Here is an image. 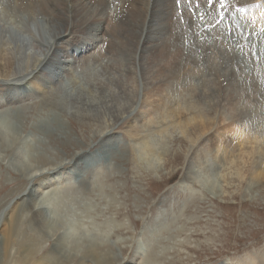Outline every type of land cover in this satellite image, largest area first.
Returning a JSON list of instances; mask_svg holds the SVG:
<instances>
[{
    "label": "rangeland",
    "instance_id": "374dc122",
    "mask_svg": "<svg viewBox=\"0 0 264 264\" xmlns=\"http://www.w3.org/2000/svg\"><path fill=\"white\" fill-rule=\"evenodd\" d=\"M70 1L69 5L66 6V11L68 9H73L72 0ZM82 1H85V3L87 2L89 5L92 3L91 5H95V8L100 7L104 9L103 7L105 6V4H95V0ZM122 3L123 4L118 10L121 17H119L120 19L117 23V27L121 26L118 29L122 32H120V36L115 37L120 39L118 41L127 42V45H125V43L121 44V49L123 50H121L119 54L113 53L111 46L113 45L112 41L114 40V36L110 35L108 36L111 38L105 36V43L103 44V40H101L97 48L95 47V49H93L91 45L93 50L101 51L102 56L99 58V61L102 63H98V66L101 68L105 66V64L109 66L111 64L110 61H112L117 54L113 62L122 64L120 60L121 57L123 59H130V54L126 55L131 52V50H129L132 46L130 35H132L134 39H137L139 37L137 35L140 33L139 30L142 28H140V26L142 25L144 27V29L142 28L144 30L143 39L149 31L155 0H137L129 5V7L126 6L124 0H122ZM137 6H139V8ZM193 9L192 7L191 10ZM254 10L263 13L264 2H261L260 5L251 7L246 15L242 12L236 14L234 13L236 12L235 10L231 11V13H234L233 16L235 20L241 24L238 28H242V30L240 32L241 34L238 33L233 35L232 30L229 29L230 34H228L229 32H227V34L230 43L232 42V44L236 45L242 42L244 40L243 35L251 37L250 35L253 33L251 32V27H256V30L258 28H264V18L261 19L262 23L260 25L256 18L258 16L255 17V13L252 12ZM61 12H63L62 15L65 14L64 10H61ZM178 12L182 14L183 10L179 9ZM136 14H139L138 17ZM69 15L71 17L69 21L73 22V14L70 12ZM24 17L27 21L30 18L32 22H35V24H33L34 26L32 25L33 27L29 24V28H33L36 32H38L39 24L44 26V30L47 31L48 36L56 30L46 23L48 21H46L42 15H25ZM109 17L110 16L103 22L105 28L107 20L109 21ZM135 18L137 19L135 20ZM58 19L56 21L54 19L57 25L65 22L64 19H60V21H58ZM20 24L21 23L17 25L19 26ZM133 24L138 25V27L136 26L137 28H135V30H137L134 33L135 35L133 34ZM129 25L131 26L129 27ZM124 26L127 28L122 29ZM221 26L224 27L223 25ZM60 28L63 29V27ZM8 30H10V32ZM7 32H9L6 34V36H8L7 40L10 41L11 39L12 42V37L20 35L17 36V38H20L21 43L24 42V44H26L27 48L25 54H27V56L29 55L31 60L39 56L33 53L34 50L39 53V49H34V47L30 46L32 44V36L30 33L28 34L23 31L18 33L17 28L11 29L10 27H8ZM14 32L15 35H13ZM201 32H203V30H201L200 33ZM73 34H69V36H67L68 38H65L63 43L65 48L59 50L60 54H65V56L70 55V59L73 58L72 56L77 57L82 53L81 51L76 53L73 52L71 45L76 42L73 40L78 39L80 36L79 39L82 38V40H84L83 38L85 37L80 32H73ZM256 35L262 36L260 32ZM121 36L123 38H121ZM234 36L241 37L239 41L234 42L232 39ZM208 37L211 36L207 35L206 39ZM110 41L112 45H110ZM222 41H226L227 43L226 38H222ZM252 46L253 49L251 50ZM257 46L263 48V51L259 52ZM91 48H89L90 50L88 51L86 50L87 53L93 51ZM255 48L258 50V53L254 55L253 50ZM85 49H87V47ZM228 49L230 54L232 53L233 55L235 53V56H238V51H242L243 54L245 52V60H251L252 55H254V58L257 57V59L263 58L264 37L261 39L257 38L256 41H251V46L245 48V50H238L235 48ZM54 51L55 49L49 53V56H51ZM198 51L200 55L202 52L204 55L197 63V67L202 70L203 68L207 69V73L200 72L198 77L194 79L196 80V87H192V91L188 89L189 92L186 91V94L183 93L179 104L177 102L173 103L171 109L177 110L174 115L169 114V116L163 119L161 114H149V109H152V107L148 105L145 98H147L150 90L148 89L147 91L145 88L144 71L142 70L141 64H138V75H134L138 80L135 79V84H141L136 92L133 90L132 86L134 83L129 82V78L131 75L133 77V74L129 75L125 68L123 74L124 79H112L110 76L106 77V80L103 79L105 80L104 84H106L105 86L107 88L116 92V99L118 101L115 99L117 102H111V104L109 102L107 106H104L103 101L99 102L100 105L96 104L98 109L102 108L98 110L99 112L97 111V114L99 113L98 115L100 116L103 115V117L98 116L96 120H84L77 115L66 116V126L70 133L62 137L60 141L57 138L51 141L48 140V146L52 148V150L41 148L45 156L53 157L55 162H62L65 170L66 167L74 165L81 156L95 154V151L105 139L111 137L116 138L118 140V151L120 150L118 152L120 156H111L108 161L98 158L100 161L96 162V159L93 160L96 163L92 161L94 164L92 163L93 165L91 164L89 168H85V166L79 167L78 174L80 173L82 176L78 179L73 178L72 180L66 181L61 179L54 185L47 184L48 186L46 185L44 187L36 186V188L39 189L38 201L41 200L47 204L46 209L53 219H55V214L51 211L54 209L51 207V201L57 196L56 194L57 192L59 193V190L60 192H65L69 187L68 189L71 191L72 195L70 196V201L55 220V222H63L60 226V233L68 234V232L71 231V226H73L72 223L75 219H80L79 223L81 222L83 227H86L87 231L90 232V234L85 235V237H83L84 234H80L82 240L76 244L78 255L76 254L71 260H64V264H74V262L78 264L80 256L84 255L87 248L93 244V239H90L92 237L91 233L96 232L94 226L98 223L105 224L107 234L109 233L105 237V241L101 242L97 249L101 254H107L103 256V261L106 264H123V262L128 260H130L129 264H142L147 250L150 249L148 246L150 241L148 238L149 236L145 231H150L149 233H152L150 236L152 239L159 236L161 237L158 246L155 247V253L157 254L152 264H243V262L247 261L246 258L249 256H254L256 258L264 257V175L253 180L256 171V161L261 160L262 156L264 158V95L258 94L256 96L254 91L252 92L254 94H252L248 92L249 90H247V87H243L238 97L237 95L234 97L231 96L230 86L237 75L235 74L234 66L227 70L224 69V65L229 63L225 53L223 55L221 49H215L211 46H207L206 50L199 47ZM250 53H252V55ZM185 54L186 55L183 56L184 62L180 69L181 77L186 75L187 65H190V63L191 66L194 65V62L189 63L188 52H185ZM47 57L48 56H44V59ZM51 57L53 58L54 56L52 55ZM137 57L140 59L141 55ZM230 63H233L232 60ZM235 65H237V63H235ZM107 66H105V68ZM163 66L164 65H162V67ZM238 68H240V66H238ZM176 70L178 71L177 67ZM169 71V69H166V73ZM168 74L171 75L170 72ZM259 74L261 78H264V75L261 76V74H264L263 72ZM32 75H23L16 80H18L19 83H28ZM83 79L84 78L80 80L81 83ZM170 79L171 76H168L162 78L163 81L160 79L159 81H155V83L153 82V84L158 83L160 85L161 82L165 84ZM109 84H112V87L109 86ZM36 87L35 85L28 88L30 91H35L37 89ZM73 87L74 85L71 86V88ZM93 88L94 87H92L91 90H94V93H92L97 96V100L106 92L103 89ZM108 95L109 94H106V97ZM133 96L136 99L135 101L131 99ZM107 100L113 101L114 99L111 96ZM116 105H118L119 108H117ZM107 107L109 108L107 109ZM179 108L183 110L182 113L179 111ZM116 109L120 110L116 111ZM156 109L157 108L153 111L157 112ZM147 112L148 114H146ZM142 115L145 116L142 117ZM151 117H155L158 121V124L153 123L148 129L151 131L152 135L154 132L157 133L161 130L165 131L161 134V138L164 140L165 152L155 161L153 166L145 163L146 151L143 149L142 152V145H136L138 143L150 141V131L147 133L144 132L140 136L137 134L142 129L139 125L143 122L146 123L145 120H150ZM27 123H29V121H27ZM243 124L246 126L243 127ZM236 127L240 128L238 134L244 129L246 130V134H249L246 140L245 138L243 140L238 138V134L236 135L235 130ZM20 131L22 135L19 137L13 150L10 151L11 153H9L12 155L14 152L19 151L22 152L20 156H23L22 158L25 160L32 158L36 159V155L39 152L36 153L35 150L30 151L28 146H25V148L22 147L23 142L26 140L31 130L27 127L22 130L20 129L19 132ZM225 134L229 136V141L223 139V145L216 154L217 145ZM70 136L72 140L69 139ZM152 137H154V135ZM158 138L159 137H157V139ZM80 150H84V155L74 156V153ZM207 152L208 154L210 153L208 156ZM7 153L8 152H4L2 154L3 159L0 160V169L12 167L10 164L12 157L11 155L6 156ZM141 156L143 159H141ZM198 156H207L208 160L206 162L202 161L203 163L200 160L201 164L196 165L198 162H193L192 159ZM213 162L215 167L212 174L216 172L215 175L208 174V172L204 170L205 165L209 164L210 170L208 171L211 173ZM149 165L151 167H149ZM43 168H45V166L40 167L37 171L35 169L34 171L39 172L43 170ZM2 174L4 176L6 175V178L8 180L10 179V181L0 182V238L2 233L1 230L9 214L17 205V202L22 200L24 197L23 195L32 186V182H34L32 179L28 180L12 169ZM196 174L200 175V179L196 177ZM17 177L18 179H16ZM62 180H64V182ZM82 180L88 184L86 187L79 188V181ZM206 180H212L210 187L206 186L205 188L204 184L207 182L203 181ZM71 186L72 188H70ZM33 188H35V186ZM74 195L76 197L78 196L80 199L79 202L75 199L76 197ZM88 206L89 209H87ZM163 225L169 226V231H167L168 227L161 230ZM28 227L29 223H24V228L28 229ZM73 238L76 240V237L72 236L70 237V241H72ZM53 241L54 239H50L46 243L42 253L35 256L36 260L51 250ZM10 251L9 254H18L21 251L20 245L17 244L11 248ZM35 259H33L31 263L27 261L25 264H34ZM244 259L246 260L244 261ZM10 260L9 258L0 259V263L13 264ZM21 263L24 264L23 262ZM90 263L96 264V261H90ZM260 264H264V261Z\"/></svg>",
    "mask_w": 264,
    "mask_h": 264
},
{
    "label": "bare ground",
    "instance_id": "6f19581e",
    "mask_svg": "<svg viewBox=\"0 0 264 264\" xmlns=\"http://www.w3.org/2000/svg\"><path fill=\"white\" fill-rule=\"evenodd\" d=\"M69 1L70 0H0V160L3 159L2 154L4 152H8L6 156L11 155L10 151L13 150V147L17 144L19 137L22 135L21 131L19 132V130L27 127H29L31 131L28 137H25L26 140L23 142L22 147L25 148V146H28L30 151L35 150L36 153L39 152L36 155V159L32 158L29 160H25L22 158L23 156H20L22 152H14L11 155L12 160L10 161L12 167H9L7 169H0V182L10 181V179L8 180L6 178V175L4 176L2 173H4L5 171H10L11 169L15 170V172L19 173L21 176L27 178L28 180L32 179L34 181L32 182V186L23 195L24 197L22 198V200L20 202H17V205L9 214L7 220L5 221L4 227L1 230L2 233L0 238V259L9 258L11 259L10 261H12L13 264H20L21 262L25 264L27 261L31 263V261L36 258V255L42 253V251L45 249L46 243L50 239H54L51 250L49 252L47 250L48 253L45 255L41 254L42 256L40 258L34 260V264H64V260H71L76 256V254L78 255L76 244L82 240V236L80 234H84L83 237H85V235L90 234V232L87 231L86 227H83L81 222L79 223L80 219H75L72 223L73 226H71V231L68 232V234H61L60 226L63 224V222H55L56 218L60 215L59 213L61 211L63 212L66 204L70 201V196L72 195L71 191L68 189L69 187L65 192H60L59 190L58 193L56 190L57 196L55 195L56 197L53 198V201H51V207L54 208L51 211L55 214V219H53L51 214H48V211L46 209L47 204H45L41 200L38 201L37 197L39 189L36 188V186L44 187L47 184L54 185L61 179H64L65 181L72 180L73 178L78 179L80 176H82L80 173L78 174L79 167L85 166V168H89L91 167V164L93 162H99L100 159H105L108 161L111 156H120V154L118 153L120 150L118 151L117 148L118 140L113 137L105 139L95 151V154L84 155V150L75 152L74 156H84H81L74 165L66 167V170L63 167L62 162H55V159L53 157L45 156L44 151H42L41 148L52 150V148L48 146V140L51 141L57 138L60 141L62 137H65L66 135H68V133H70L66 126L65 117L69 115H77L84 120H96L98 119V116L103 117V115L100 116L98 115L99 113L97 114V111L100 109H98L97 107V105H100L99 102L103 101L104 106H107L109 102L111 104V102L118 101L116 99V92L105 86L106 84H104V81L107 79L106 77L110 76L112 77V79H124L123 74L126 70L129 75L133 74V77L131 75V77L128 78L130 80V83H134V85L132 86L133 90H135L136 92L139 85L141 84H135L136 80H138L134 77V75H138V64H141L142 70L144 71V81L146 86L145 88L147 89V91L148 89L150 90L148 92L147 98H145V101L148 103V105L152 107V109H149V114H161L163 119L169 116V114L174 115L177 110L173 108L171 109L173 103L177 102L179 104L183 93L186 94V91L189 92L188 89L192 91L191 88L194 86L196 87V80L194 79L198 77L200 72L207 73V69L203 68L202 70L197 67V63L204 55L203 52L201 55L199 54V47L203 50H206L207 46H211L215 49L219 48L223 52V55L225 53V56L228 59L229 55L231 54L229 49L226 47L228 44H232V42L230 43L229 41V29L232 30L233 35L240 33L242 30V28H238V26H240L241 24H239V22L235 20V17L233 16L234 13H231V11L234 10L233 7L231 9H228V19L224 18L222 21L223 23L221 25H223L224 27L219 25V23L217 22L219 21V17L216 14L215 10L220 0H214V7L209 6L206 0H199V7L196 6L197 0H191V3H189V0H180L179 4H177V0H155V7L152 14V21L149 27L148 34L144 39L142 38L144 32V27L142 25L140 26V28L142 27L143 29L141 28V30H139L140 33L137 35L139 36L137 39H134V37L130 35L132 46L131 48H129V50H131V52L126 54H130V59L127 57V59H123L121 57V64L119 62H113V59L117 57L121 50H123L121 49V44L125 43V45H127V42L118 41L120 39L115 37L120 36V32H122L120 31V29H118L121 26L117 27V23L119 22L118 10L119 7L123 4L122 0L94 1L95 4L97 3V5L105 4V6L103 7L104 9L100 7L95 8L96 6L91 5L92 3L89 5L87 2L85 3V1L82 0H72L73 9H68L66 11V6L71 2ZM247 2H249V0H244L242 4ZM137 7L139 8V6ZM192 7L194 8L193 10H191ZM179 9L183 10L182 14H179ZM61 10H64V15H62L63 12H61ZM70 12L74 15H72V17L74 18L73 22L69 21L71 18L69 15ZM252 12L255 13V17L258 16L256 17L257 22L261 25V19L264 18V10L263 13H260L257 10H254ZM139 14H136V16L138 17ZM25 15H42L43 18L48 21L46 23L56 30H54L51 33L52 35L50 34L49 37L47 35V31L44 30V26L39 24L38 32H36L33 28H29L30 22L27 21V19L24 17ZM108 16L110 17L109 21L107 20V25L105 28V26H103V22ZM54 19L55 21L57 19L58 21H60V19H64L65 22L57 25L55 24ZM136 19L137 18H135V20ZM14 21L16 25L14 24ZM19 23L21 24L18 26L17 24ZM130 26L131 25H129V27ZM136 26L138 27V25H132L133 34L135 33V31H137L135 30V28H137ZM8 27H10L11 29L17 28L18 33H20L21 31L27 32L28 34L30 33V35L32 36V44L30 46L34 47V49H39V53L37 51L36 53L35 50L33 51L35 55L37 54L39 56L31 60V57L25 54L27 47L24 42H20V38H17V36L20 35H16L14 37L11 36L13 42L11 41V39L10 41L7 40L8 36H6V34L10 32V30H8L9 32H7ZM60 27H63V29H61ZM123 28L127 27L124 26L122 27V29ZM251 29V32L254 33L256 27H251ZM201 30H203V32L200 33ZM73 32H80L85 37L83 38L84 40H82V38L79 39L81 36L78 39L73 40L76 41L75 43H73V45H71L73 52L76 53L78 51H81L82 53L77 57L71 55L73 58L70 59V55L65 56V54H60L59 50L65 48L63 44L64 40L67 36H69V34H73ZM227 32L229 33L227 34ZM13 35H15V32ZM108 35L114 36V40L112 41L113 45L111 41L110 45H112L111 47L113 49V53L115 52L118 54L112 59V61H110L111 64L109 66H107L108 64H105V66H107L108 68H105V66L101 68L100 66H98V63L101 62L99 61V58H101L102 56L101 51L99 52V50L97 51L93 49H95V47L97 48L101 40H103L104 44ZM207 35L211 36L212 39L211 37H208L206 39ZM121 38L123 37L121 36ZM222 38H226L227 43L226 41H222ZM254 41H256V39ZM91 45L93 49L91 48ZM86 47L87 49H85ZM89 48H91V50L93 51H91L90 53L88 52V54L87 51L90 50ZM53 49H55V51L52 54L54 56L52 58V55L49 56V53ZM252 49L253 46L251 50ZM257 49L259 50V52L263 51V48H260L259 46H257ZM185 52H188L189 63L194 62V65L191 66V63L190 65H187L186 63V75L184 77H181L180 69L182 68L184 62L183 56L186 55ZM241 53L242 51H238V56L236 55V61L239 59V62L237 61V65H234L235 74L237 76L230 86V91L232 94L231 96L234 97L237 95L238 97V94L243 90V87H247V90H249L248 92L252 93L254 91V93H256V96L258 94L264 95V79H262L259 74L261 71L264 72V66L261 65L262 67L260 69H258L259 67L256 66L257 62L262 61V63H264V55H262L263 58L261 57L257 59V57L254 58V55L250 53L252 55L251 60L246 59V61L245 52L244 54ZM138 55H141L140 59H138ZM44 56L48 57L44 59ZM162 65L164 66L162 67ZM238 66H240V68H238ZM176 67L178 71L176 70ZM166 69L170 70L169 72L171 75L168 74L169 72L166 73ZM23 75H32V77L29 78L30 80L28 81V83H19V81L16 80L18 77ZM168 76H171V79L165 84H162V82L160 85L158 83V85L153 84V82L155 83V81H159L160 79L162 80V78ZM82 78L84 79L81 83L80 80ZM35 85L37 86V89L35 91H30L28 87H33ZM72 85H74L73 88H71ZM111 85L109 84V86ZM92 87L103 89L106 92L104 94L102 93L103 95L99 98V100H97V96L93 95L94 90H91ZM106 94L109 95L106 97ZM111 96L114 100L108 101L107 99ZM134 96L131 99L135 101L136 99L134 98ZM116 107L119 108L118 105H116ZM108 108L109 107H107V109ZM153 108H157V112L153 111ZM119 110L120 109H116V111ZM179 111L182 113L183 110L180 109ZM146 114H148V112ZM144 116L142 115V117ZM147 120H145L146 123H141L142 121L140 122L141 124L139 125V127L142 129L138 132V136L142 135V133L144 132L147 133L148 131H150L148 129L153 123L158 124V121L155 117H151L149 121ZM27 121H29V123H27ZM244 126L246 125L243 124V127ZM236 128L235 130L237 135L240 128ZM244 130L239 132L238 134V138H241L242 140L244 138L246 140L249 135H247L246 130ZM163 132L165 131L161 130L157 133L154 132V137H152L153 135L150 131L149 134L151 138L149 142L151 143L146 141L136 144L137 146L142 145V152L143 149L144 151H146L144 159L146 164H150L153 166L155 161L158 160L160 156L165 152V145L163 143L164 140H162L161 138V134ZM157 137L159 138L157 139ZM228 138L229 136L225 134L223 138L220 139L217 145L218 147L216 148V154L223 145L222 140L227 139L229 141ZM69 139L72 140V137L70 136ZM209 154L207 152V156ZM207 156H201L202 158L199 156L195 158L193 157L192 161H197L198 163H196V165H199L201 164L200 160L201 162H206L208 160ZM261 158V160L256 161V171L253 180L258 179L264 175V158L263 156ZM141 159H143V157ZM150 165L149 167H151ZM44 166L45 168H43V170L36 172L40 167ZM209 166V164L205 165L204 170L207 171L208 174H212L215 167L214 162L213 166H211V173L210 171H208L210 170ZM35 169L36 171H34ZM215 174L216 172L212 175ZM196 177L200 179V175L196 174ZM16 179H18V177ZM64 180L62 181L64 182ZM211 181L212 180L203 181L207 182L204 184L205 188L206 186H211ZM87 184L88 183L82 180L79 181L78 187L83 188L86 187ZM34 186L35 188H33ZM70 188H72V186ZM75 199L78 202L80 200L78 196ZM87 209H89V206ZM87 209L85 210L88 211ZM24 223H29L28 229L24 228ZM165 227H168L167 231H169V226L167 225H163L161 230H164ZM94 228H96V232L91 233L92 237L90 238L93 239V244L87 248L84 255L80 256L78 264H91L90 261H96V264H106L103 261V256L107 254L103 255L97 249L98 245L101 242L105 241V237L109 233L107 234V228L105 227V224H95ZM149 232L150 231H145V233H147V235L149 236L148 238L150 241L148 246L150 247V249L147 250L145 259L143 260L142 264L153 263L157 254L155 253V247L158 246V243L161 240L160 236L154 239L150 238L152 233ZM72 236L76 237V240H74L73 238V240L70 241V237ZM17 244L20 245L21 251L19 253L16 251L18 254H9L11 252L10 249ZM246 259L247 261H245ZM246 259H244L245 262H243V264H260L262 261H264V257L256 258L254 256H249ZM129 262L130 260L123 262V264H129ZM74 264L76 263L74 262Z\"/></svg>",
    "mask_w": 264,
    "mask_h": 264
},
{
    "label": "snow or ice",
    "instance_id": "6c2138e0",
    "mask_svg": "<svg viewBox=\"0 0 264 264\" xmlns=\"http://www.w3.org/2000/svg\"><path fill=\"white\" fill-rule=\"evenodd\" d=\"M206 2L209 6H213V7L215 6L214 0H206ZM179 3H180V0H177V4H179ZM189 3H191V0H189ZM196 6L199 7V0H197ZM220 7H221V9L224 7V0H220Z\"/></svg>",
    "mask_w": 264,
    "mask_h": 264
},
{
    "label": "built area",
    "instance_id": "2783aa9c",
    "mask_svg": "<svg viewBox=\"0 0 264 264\" xmlns=\"http://www.w3.org/2000/svg\"><path fill=\"white\" fill-rule=\"evenodd\" d=\"M249 53V52H248Z\"/></svg>",
    "mask_w": 264,
    "mask_h": 264
}]
</instances>
